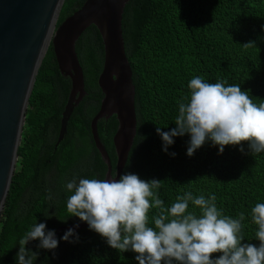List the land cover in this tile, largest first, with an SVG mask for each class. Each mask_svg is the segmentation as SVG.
Returning <instances> with one entry per match:
<instances>
[{"label": "trees", "instance_id": "1", "mask_svg": "<svg viewBox=\"0 0 264 264\" xmlns=\"http://www.w3.org/2000/svg\"><path fill=\"white\" fill-rule=\"evenodd\" d=\"M86 0H65L58 24L79 10ZM264 0H130L123 15L126 54L136 87L137 136L124 172L161 181L160 198L167 208L185 191L212 193L224 214H245L246 242L256 226L250 209L264 202V153L243 154L239 146L218 148L205 143L189 157L187 135L176 137L169 153L162 150L157 126L174 127L178 105L188 82L203 76L241 85L254 103L264 101ZM254 41L256 45L243 44ZM85 77L86 96L74 109L67 132L58 144L71 81L56 62L52 46L43 61L30 98L19 147V159L0 220V264H16L18 242L35 222L55 232L80 222L68 217L64 184L74 175L105 179L107 166L93 141L91 122L100 110L103 93L98 84L104 46L98 29L88 28L76 45ZM116 116L98 123L99 137L116 167L113 138ZM245 153L248 152L245 142ZM49 193L53 199L49 200ZM189 210H192L190 205ZM159 209L149 212V223ZM45 214H48L47 216ZM66 219V220H65ZM62 231L58 239L64 234ZM79 242L60 240L50 252L38 241L26 247L38 252L35 264H138L135 253H119L89 228L78 231ZM218 255V254H213Z\"/></svg>", "mask_w": 264, "mask_h": 264}, {"label": "clouds", "instance_id": "2", "mask_svg": "<svg viewBox=\"0 0 264 264\" xmlns=\"http://www.w3.org/2000/svg\"><path fill=\"white\" fill-rule=\"evenodd\" d=\"M243 45L256 44L249 41ZM187 88L184 101L178 105L175 126L169 131L159 125L156 128L165 153L175 157L169 148L176 137L185 135L189 137V157L205 143L217 147L218 154H223L225 146H239L241 153L253 157L264 153V101L254 103L239 84L223 80L210 83L203 76L192 77ZM64 187L70 193L68 217L86 222L90 231L119 253H135L138 264H264V202L255 203L249 213L256 226L257 244L245 240V214L237 218L224 214L212 193L206 196L185 191L165 208L159 195L161 181L145 180L132 172L119 178L114 174L110 179L74 175ZM48 199H53L51 193ZM152 209L159 212L150 224ZM78 227L67 229L58 239L46 222L33 223L18 242L16 264H35L38 252L26 247L29 242L38 241V249L50 252L57 249L60 240L78 243Z\"/></svg>", "mask_w": 264, "mask_h": 264}, {"label": "water", "instance_id": "3", "mask_svg": "<svg viewBox=\"0 0 264 264\" xmlns=\"http://www.w3.org/2000/svg\"><path fill=\"white\" fill-rule=\"evenodd\" d=\"M129 1L86 0L59 25L65 0H0V220L19 159L30 98L49 48L54 50L61 74L71 81L59 144L74 109L86 96L76 45L91 26L98 29L104 46L98 79L103 98L91 122V133L107 166L105 178L123 174L137 136L136 87L123 37V15ZM112 116L118 121L113 138L115 173L98 131V123ZM77 224V232L89 228L80 221L59 227L56 236Z\"/></svg>", "mask_w": 264, "mask_h": 264}]
</instances>
